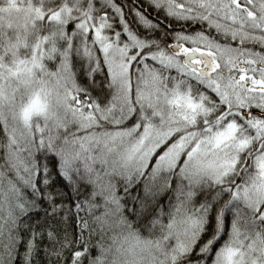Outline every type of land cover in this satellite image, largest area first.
Wrapping results in <instances>:
<instances>
[{"label": "snow or ice", "instance_id": "1", "mask_svg": "<svg viewBox=\"0 0 264 264\" xmlns=\"http://www.w3.org/2000/svg\"><path fill=\"white\" fill-rule=\"evenodd\" d=\"M0 264H264V0H0Z\"/></svg>", "mask_w": 264, "mask_h": 264}]
</instances>
